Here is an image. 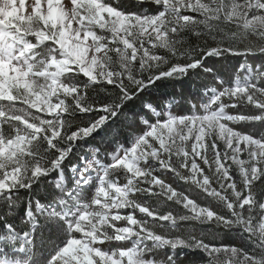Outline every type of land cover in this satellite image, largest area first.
Returning <instances> with one entry per match:
<instances>
[{
	"label": "snow or ice",
	"instance_id": "6c2138e0",
	"mask_svg": "<svg viewBox=\"0 0 264 264\" xmlns=\"http://www.w3.org/2000/svg\"><path fill=\"white\" fill-rule=\"evenodd\" d=\"M0 264H264V0H0Z\"/></svg>",
	"mask_w": 264,
	"mask_h": 264
},
{
	"label": "trees",
	"instance_id": "16d2710c",
	"mask_svg": "<svg viewBox=\"0 0 264 264\" xmlns=\"http://www.w3.org/2000/svg\"><path fill=\"white\" fill-rule=\"evenodd\" d=\"M239 62L240 61L238 58L233 57V58H230L228 61L218 62L216 64V67L217 68L223 67L228 73V75H231V73L235 71ZM202 82H203L202 73L200 75L192 74L190 77L184 78L181 82L167 83L166 86H162L156 89L147 97V99L152 100L153 102L157 104H161L166 98H169L171 96H176L177 99H182L184 97H190L196 92V90L200 87ZM137 110H139L138 106H137ZM175 110L181 113L187 112L188 106L187 104L181 103L176 106ZM116 127L122 130V136H126L129 132V129H127V127H125L122 124H118L116 125ZM89 144H91L93 147H100L102 150L103 149L110 150L112 147V145L107 142L106 136L101 137L98 140L96 139L95 141L92 140ZM49 179L52 180L53 176L50 177ZM51 191H52V186L50 184H47L45 185V189L40 190V195L37 198H41L42 196L46 194V192H51ZM21 227H23V225H21ZM42 235H43V242L46 245H50L55 240V236H52L50 231L48 230L44 231ZM221 239L225 243H230V244L239 243V241L234 235L228 234L225 232L221 233ZM191 259L194 262L198 261L197 257H192ZM185 260L187 262L189 258L186 257Z\"/></svg>",
	"mask_w": 264,
	"mask_h": 264
},
{
	"label": "rangeland",
	"instance_id": "374dc122",
	"mask_svg": "<svg viewBox=\"0 0 264 264\" xmlns=\"http://www.w3.org/2000/svg\"><path fill=\"white\" fill-rule=\"evenodd\" d=\"M104 136H106V134L102 133L100 136H97L96 139L98 140V139H100L101 137H104ZM95 140H93V141H95ZM90 142L91 141H89V143ZM80 151H81V154L88 155V152L85 149L82 148ZM78 160H79V156H73L69 161H66V165L67 164H71V163H76V162H78ZM65 174L68 175V173H67V167L65 168ZM54 178H55V173L53 174V179ZM68 183H69V185L71 184V177L70 176L68 178Z\"/></svg>",
	"mask_w": 264,
	"mask_h": 264
}]
</instances>
